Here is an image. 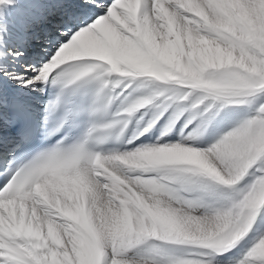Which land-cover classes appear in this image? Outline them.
I'll use <instances>...</instances> for the list:
<instances>
[{
    "label": "snow or ice",
    "instance_id": "obj_1",
    "mask_svg": "<svg viewBox=\"0 0 264 264\" xmlns=\"http://www.w3.org/2000/svg\"><path fill=\"white\" fill-rule=\"evenodd\" d=\"M0 264H264V0H0Z\"/></svg>",
    "mask_w": 264,
    "mask_h": 264
}]
</instances>
